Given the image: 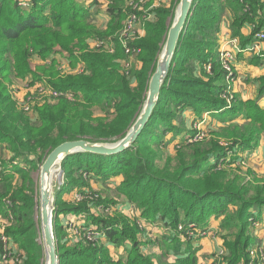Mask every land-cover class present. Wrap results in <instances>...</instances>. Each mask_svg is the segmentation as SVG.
Returning <instances> with one entry per match:
<instances>
[{"label":"trees","instance_id":"16d2710c","mask_svg":"<svg viewBox=\"0 0 264 264\" xmlns=\"http://www.w3.org/2000/svg\"><path fill=\"white\" fill-rule=\"evenodd\" d=\"M22 1L0 0V147L11 151V161L22 163L9 166L0 157V213L12 212L13 222L5 233L21 249L14 264H44L39 193L32 170L65 141L115 143L128 133L143 108L180 0L157 6H153L157 0H147L140 10H134L130 0H93L86 6L77 0H26V6ZM103 11L109 22L102 28L94 21ZM132 11L153 18L145 21L144 35L132 41L141 51L138 66L129 72L121 65V59L128 57L121 44L110 52L105 46H91L90 40L118 41L124 18ZM228 11L232 20L227 32L239 39L241 48L258 42L256 35L264 30V1L193 0L158 102L135 142L113 155L78 151L62 159L63 183L53 210L58 264H202L192 237H187L184 249L180 240L186 229L205 227L213 218H223L222 229L236 230L234 240L223 236L230 250L224 257L226 264H247L246 250L252 244L249 229L264 207V179L243 181L240 172L230 169L238 156L229 157L264 139V104L259 102L264 77L256 101L229 102L227 71L218 50ZM247 24L252 31L245 36L242 29ZM56 53H64L72 68L83 63L85 70L63 72ZM16 79H31L32 85L46 82L76 97L61 96L35 105L33 119L11 93ZM187 110L200 119L208 113L207 122H213L209 126L220 129L198 139L199 132L185 118ZM181 132L184 136L175 138ZM222 138L226 143H221ZM15 172L20 182H14ZM92 182L113 183L120 195L139 207L142 220L128 215L117 200L91 192L96 190ZM63 216L70 219L63 223ZM74 225L80 226L81 233L65 236V228ZM151 225L172 231L163 237L161 261L142 248L140 235L150 232L147 226ZM183 225L185 229H179ZM87 232L95 233L94 240L87 239ZM119 246H125V254L115 259L110 247ZM4 260L0 241V264H10Z\"/></svg>","mask_w":264,"mask_h":264},{"label":"rangeland","instance_id":"374dc122","mask_svg":"<svg viewBox=\"0 0 264 264\" xmlns=\"http://www.w3.org/2000/svg\"><path fill=\"white\" fill-rule=\"evenodd\" d=\"M79 2H81L83 5H88L90 4V2H92L93 0H89V1H84V0H77ZM104 2L108 1V0H103ZM168 3L169 0H157V2L160 5L163 2ZM24 6H26L28 4L27 1H22L21 2ZM106 5V4H105ZM155 5V6H157ZM179 4H176L175 9L173 10V14H174V19L177 13V8H178ZM153 17V15H152ZM148 17V19L146 18V16H139V21H138V25L139 28H143L145 27V21L146 20H151L152 19ZM126 17L124 18L125 21ZM173 19V21H174ZM228 20L229 22L232 20V13L230 11H228L225 16L223 17L222 23H221V27L220 30L223 31L225 28L228 27ZM124 21H123V25H124ZM97 26L99 27H106V25L109 22V17L107 12H102L98 15L97 20L94 21ZM122 25V27H123ZM224 26V28H223ZM121 27V29H122ZM120 29V30H121ZM119 35V33H118ZM117 35V37H118ZM97 40V39H92L90 40V44L92 45V43ZM222 41H223V37L219 36V46H218V50H221V45H222ZM115 45L117 43H119L118 41H114L112 42ZM260 46V45H259ZM240 50V49H239ZM262 47H256L254 45H249L247 48L243 49V52L241 54H244V58L241 61V58H239L238 54L239 51L238 49L234 50L233 55L235 56L234 62L232 64V78H230L229 80L227 79L225 81V87L227 88V91H229V94L231 96V98L234 100H243V101H247V100H257L258 98V89L259 87L263 84L262 82V77H264V58L262 57ZM245 51V52H244ZM62 53H56L57 55V59L60 62L59 66L62 68V71L65 73H69V72H83L85 70V66L83 63L78 64L75 68H72L70 66L69 60L68 59H64L63 57H61ZM161 54V53H160ZM64 56H66L63 53ZM160 57V55H159ZM138 55L131 57L130 55H128L127 58L121 59V65L122 68L125 69L126 71H131L132 69H134V67L138 66ZM254 58V59H252ZM252 59V60H251ZM256 61L259 60V63H252V61ZM34 64L36 63V61H33ZM126 63V64H125ZM242 64H244V66H242ZM140 65V63H139ZM244 67V69H241V73L239 68ZM245 70V71H244ZM31 83V79L29 80H21V79H16L10 86L11 89V93L14 97V99L17 101L18 105L20 106V108H22L24 111H26L27 113L30 114V116L35 119L36 118V113L35 111V105H39L42 104L43 102L47 101V102H55L56 99H58L61 96H64L68 99H74L76 96H74L72 98H69L65 95V93H67L68 91H59V92H63L62 95L59 96H53L50 95L49 92L52 90H55L54 88H52L48 83L46 82H38L35 85L30 84ZM44 88V90H43ZM27 89V91H26ZM58 91V90H57ZM73 93V92H72ZM148 93V91H147ZM145 93V94H147ZM20 94H22V96H20ZM264 99V95L261 96L260 101H263ZM24 101L26 103L29 104L30 109L26 110L23 107V103ZM233 105V104H232ZM98 113H102L101 111H99L97 109ZM208 113H205L203 115V119H200L198 117H195L192 112L190 110L185 111L184 115L186 119H189L193 125V130L197 129V133L198 134V139H202L205 136L206 137H210L212 135L213 132L217 131L219 126L217 125H213V126H209L210 123L213 122H207V120L210 119L209 115L207 116ZM195 118V121H193V119ZM207 118V120H206ZM206 120V122L204 121ZM211 120H213V118L211 117ZM204 121V123H203ZM179 122V121H177ZM185 128H188L190 126H187L186 123H184ZM216 127V128H214ZM183 129V130H187V129ZM214 128V129H213ZM192 129V128H189ZM184 136V133L181 132L180 134H178L175 138L181 139ZM205 137V138H206ZM167 136H166V140H167ZM172 139V135L169 134V144H174L170 143ZM221 143H226V139L222 138ZM8 149V148H7ZM239 150V149H238ZM237 150V151H238ZM3 149H0V157L5 156L3 153ZM175 154V153H174ZM12 153L11 151H9V149L7 150V159H5V161L7 162V164L10 166L11 164H15L17 162L21 163L20 161L13 159L11 161L12 158ZM238 156V157H236ZM237 158V161L235 163H233V165L231 166V170L232 171H237L240 172V174L242 175L243 181H252L253 183H257V179H264V139L260 140L258 143L254 144V146L251 148H247V149H243V150H239L237 152L236 155L231 154L229 157V160H232L233 158ZM22 164V163H21ZM225 164H222L220 166H224ZM61 166V164H60ZM41 167V166H40ZM40 167L38 169H34L31 172V177L35 182V188L37 189V192L39 193L40 191V183H41V179H40ZM58 167V166H57ZM56 167V168H57ZM224 168H227L226 166H224ZM59 169V167H58ZM9 170V169H8ZM11 171H14L12 168H10ZM55 173V172H54ZM55 175V174H54ZM20 174L18 172H15V180L14 182H20ZM2 180H0V188H3V184H1ZM58 181V175L56 176V178L53 177V185L56 184L57 185ZM2 185V186H1ZM92 187H95L96 190H90L91 192H96L98 197H110L113 198L114 200H117L118 203L120 205H123L124 210H126V213L128 215H130L131 217H137L139 218L138 222L141 221L142 219L140 218V211H139V207L134 204V203H130L128 202L127 198L123 195H120L117 192V189L115 187V185L112 184H103V183H93L92 182ZM75 192V191H74ZM72 195V194H71ZM84 199V198H83ZM55 200V197H54ZM125 203H128V205L126 206ZM54 206V205H53ZM52 206V215H53V210L54 207ZM130 208V209H129ZM93 212H95L96 214L98 213H102L101 211H98L96 209H92ZM232 210H235V207H232ZM261 210V211H260ZM258 211L260 215L257 216L256 223H253L252 226L249 229V234L252 238V244L247 248L246 250V254L247 257L249 258L247 264H264V207L262 209H259ZM38 218H39V229H40V237H39V241L40 243H42L43 246V262L44 264H46L47 262V253H46V249L44 246V241H43V237H42V233H41V218H40V204L38 203ZM0 218L8 221L7 222V226L11 225L13 222V217H12V212L8 211L7 214L5 213H0ZM214 219V220H213ZM212 222H210L208 225H206L205 227H198L196 229H192V230H188L187 231V235H184L183 237H181V242H182V248H186V239L187 237H192V241L191 244L194 245V249H197V255L199 257V260L202 264H226V261L224 260V257L229 256V251L224 243L223 240V236L227 237L228 239H235L236 236H234V233L236 232L235 229L229 231V230H225L221 228V223L223 221V218H213ZM52 220H53V216H52ZM79 221H83L82 218L79 219ZM147 222H145L146 224ZM6 226V227H7ZM147 226V228L150 230V232L145 233V234H141L140 235V240L142 241L143 244L142 248L143 251L146 254H152V255H156V259L157 261H161L164 260V254H162V250H163V246H165V242L163 241V237L165 235V232L168 230H164L162 229V231L159 232V227L157 228L156 226L154 227V225ZM194 226V224L192 225ZM5 227V229H6ZM157 228V229H155ZM0 229H1V223H0ZM185 227L183 225L181 230H184ZM201 229H206L203 232H201ZM161 230V229H160ZM164 231V232H163ZM5 232V230H4ZM65 236L68 235V237L70 238L71 236L69 235H73V230L72 228H65ZM169 234H172V231H168ZM196 232H199L198 235H196ZM6 235V233H5ZM7 236V235H6ZM55 238V237H54ZM76 242V241H75ZM74 242H70L68 241L67 244H73ZM157 244H159V252L157 254V252H155V249L157 250ZM55 246H56V251H57V255H58V250H57V244H56V240H55ZM13 248V255H15L14 259H17V257L20 255V253H18L19 250L17 246L15 245V247ZM20 248V247H19ZM125 254V246H119L118 248L116 247H111L110 249V254L113 258H117V255L119 254ZM174 253H171L170 256L173 257ZM13 257V256H12ZM11 257L10 263L14 264L13 262V258ZM169 260H173V258H169ZM239 264H244V263H239Z\"/></svg>","mask_w":264,"mask_h":264},{"label":"water","instance_id":"95a60500","mask_svg":"<svg viewBox=\"0 0 264 264\" xmlns=\"http://www.w3.org/2000/svg\"><path fill=\"white\" fill-rule=\"evenodd\" d=\"M192 2L193 0H180L179 2L175 19L168 31L165 45L157 62L156 70L151 76L143 108L128 133L115 143L93 142L85 139L65 141L56 146L42 163L40 167L41 183L39 204L41 233L48 259L46 264H58L52 220V206L54 205L55 194L58 191L56 184L53 185L54 169L60 166L62 159L70 153L85 151L96 154L113 155L125 150L135 142L151 117L158 102L162 85L169 73L173 56L178 47L180 34L190 14Z\"/></svg>","mask_w":264,"mask_h":264},{"label":"built area","instance_id":"2783aa9c","mask_svg":"<svg viewBox=\"0 0 264 264\" xmlns=\"http://www.w3.org/2000/svg\"><path fill=\"white\" fill-rule=\"evenodd\" d=\"M26 1V0H23ZM147 0H130L129 1V5L132 6V8L134 10H140L142 7H144L145 3ZM264 1V0H262ZM156 4H154L153 6H155ZM149 18L152 17V15L150 14L148 16ZM153 18V17H152ZM138 21H139V14L136 12H131L130 14H126V19L124 21V25L122 27V29L119 32L118 35V40H119V44L122 45V48L124 49L125 53L127 55H130L131 57H134L136 55H138L140 53V49L136 48L132 45V41H134L137 38H140L143 36V30L142 28H139L138 25ZM223 37V41H222V45H221V50L219 51V59L221 60V65L222 67L227 71V76L226 79H230L232 78L233 72H232V64L234 62L235 56L233 55L234 50L238 49V51H243V49L240 46L239 43V39L237 37H234L231 35L230 32H226L224 33V35H222ZM258 42L254 43L253 45L256 47H259V43L264 42V30L260 31L257 33L256 35ZM91 46H105V49L109 50L110 52H113L115 50L116 45L114 43L111 44H107L102 40H95ZM240 49V50H239ZM126 64V63H125ZM210 70V66L209 69ZM44 90V88H43ZM229 93V91H228ZM50 95L53 96H59L62 95L63 92H59L57 90H52L49 92ZM65 95L69 98L73 97V93L71 91H68L67 93H65ZM231 96L229 94L228 100L230 102L231 100ZM23 107L26 110L30 109V106L28 103H26L24 101L23 103ZM59 167V178L57 182L59 185L57 186V189H60V186L63 183V174H62V167ZM77 200H80L81 197L79 195L76 196ZM7 222L6 220L0 218V223H1V229H0V241L2 242V252H4V261H8L10 262L11 257L14 259L15 255H13V248L15 247V245L11 244L9 242L8 237L5 235V227L7 226ZM73 233L75 235H77L78 233H81V228L79 225H74L73 227L71 226ZM179 229H182V226L179 227ZM95 233L94 232H87V239L89 240H94V236ZM9 257V259H8ZM18 258V257H17ZM13 262L15 263V261L13 260ZM11 264V263H10Z\"/></svg>","mask_w":264,"mask_h":264},{"label":"crops","instance_id":"0c3cea01","mask_svg":"<svg viewBox=\"0 0 264 264\" xmlns=\"http://www.w3.org/2000/svg\"><path fill=\"white\" fill-rule=\"evenodd\" d=\"M157 4H159V3H156V5H157ZM103 12H104V11H103ZM97 17H98V16H97ZM228 25H229V24H228ZM223 28H224V26H223ZM142 30H143V35H144V33H145V31H144V30H145L144 27L142 28ZM223 31H224L223 33H226L228 30L225 28ZM251 31H252V27H251V25H248V24H247L245 27H243V29H242V33H243L245 36L249 35V34L251 33ZM259 45H260L259 47H262L261 52H262V57L264 58V44L259 43ZM242 52H243V51H242ZM244 52H245V51H244ZM60 55H61V57H63L64 59H66V58L64 57L63 54H60ZM244 56H245L244 54H241V53H240L239 58H241V61H242L243 59H245ZM252 59H254V58H252ZM252 59H251V60H252ZM256 61H257V60H256ZM259 62H260V61H259ZM242 66H244V64H242ZM242 66H241V68H239L240 73H241V69H244V67H242ZM244 71H245V70H244ZM26 91H27V89H26ZM20 96H22V94H20ZM260 102H261V104H264V99H263V101H260ZM0 149H3V151H4L3 153H4L5 156H2V157H4L5 159H7V150H8L7 147L3 146V147H0ZM95 189H96V188H95ZM260 211H261V210H260ZM259 215H260V214H259ZM65 218L70 219L69 217L63 216V217H62V222H63V223H65V220H66ZM213 220H214V219H213ZM213 220H212V221H213ZM212 221H211V222H212ZM155 229H156V228H155ZM160 231H162V230L159 229V232H160ZM163 232H164V231H163ZM110 249H111V247H110ZM155 252H157V254H158V252H159V246H158V244H157V250L155 249Z\"/></svg>","mask_w":264,"mask_h":264},{"label":"bare ground","instance_id":"6f19581e","mask_svg":"<svg viewBox=\"0 0 264 264\" xmlns=\"http://www.w3.org/2000/svg\"><path fill=\"white\" fill-rule=\"evenodd\" d=\"M179 13V12H178ZM55 172V173H54ZM55 174V175H54ZM59 174H60V171H59V169H58V167L57 168H55L54 169V171H53V177L54 178H56V176L58 175V178H59ZM59 184L57 183V186H58ZM57 186H56V188H57ZM47 262H48V259H47ZM46 262V263H47Z\"/></svg>","mask_w":264,"mask_h":264}]
</instances>
